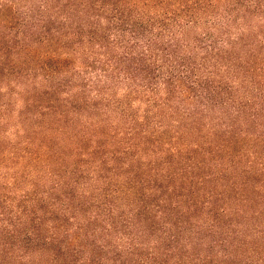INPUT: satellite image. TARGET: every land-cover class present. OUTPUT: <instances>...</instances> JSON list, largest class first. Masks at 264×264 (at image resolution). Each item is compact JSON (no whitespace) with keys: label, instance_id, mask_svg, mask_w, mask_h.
Here are the masks:
<instances>
[{"label":"trees","instance_id":"16d2710c","mask_svg":"<svg viewBox=\"0 0 264 264\" xmlns=\"http://www.w3.org/2000/svg\"><path fill=\"white\" fill-rule=\"evenodd\" d=\"M0 264H264V0H0Z\"/></svg>","mask_w":264,"mask_h":264}]
</instances>
